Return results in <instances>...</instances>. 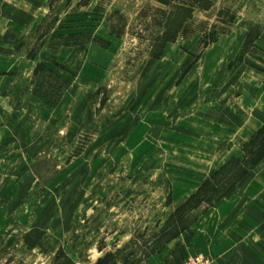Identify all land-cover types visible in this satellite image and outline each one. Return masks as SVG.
Segmentation results:
<instances>
[{
  "label": "rangeland",
  "instance_id": "rangeland-1",
  "mask_svg": "<svg viewBox=\"0 0 264 264\" xmlns=\"http://www.w3.org/2000/svg\"><path fill=\"white\" fill-rule=\"evenodd\" d=\"M263 128L264 0H0V264H264Z\"/></svg>",
  "mask_w": 264,
  "mask_h": 264
},
{
  "label": "trees",
  "instance_id": "trees-1",
  "mask_svg": "<svg viewBox=\"0 0 264 264\" xmlns=\"http://www.w3.org/2000/svg\"><path fill=\"white\" fill-rule=\"evenodd\" d=\"M48 101V100H46ZM51 103V102H50ZM54 103V102H52ZM247 156L243 161L233 162L234 165L226 167L222 172L207 181L193 197L187 198L178 205L177 211L169 219L163 229V234H170V238L176 237L188 228L196 218L212 203L222 197L248 172L247 166L253 165L264 156V128L259 131L250 144L246 146ZM228 168V169H227ZM188 215L189 224L186 223Z\"/></svg>",
  "mask_w": 264,
  "mask_h": 264
},
{
  "label": "crops",
  "instance_id": "crops-1",
  "mask_svg": "<svg viewBox=\"0 0 264 264\" xmlns=\"http://www.w3.org/2000/svg\"><path fill=\"white\" fill-rule=\"evenodd\" d=\"M224 117H225V116L223 115L222 118H224ZM228 119L233 120L234 118H233V116L231 115V116H229ZM257 128H258V127H257ZM257 128L255 129L256 131H257ZM207 212H209V210H208ZM197 223H198V222H197ZM197 223H196V225H197ZM216 228H217V226H216L215 228H214V226H213V229L211 230V232L208 233V235H205V236H204V237H206V240L209 242V244H212V241L216 239V238H215V235L213 234V232L217 230Z\"/></svg>",
  "mask_w": 264,
  "mask_h": 264
}]
</instances>
